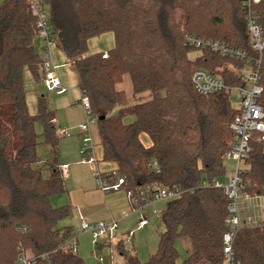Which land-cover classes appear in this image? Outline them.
<instances>
[{"label": "trees", "instance_id": "1", "mask_svg": "<svg viewBox=\"0 0 264 264\" xmlns=\"http://www.w3.org/2000/svg\"><path fill=\"white\" fill-rule=\"evenodd\" d=\"M185 1V3H182ZM187 1V2H186ZM54 41L73 69L77 87L89 100L96 119L101 159L116 168L106 173L123 177L120 190L136 196L140 187L157 184L179 194L160 212L163 226L157 249L146 261L120 250L126 264H223L221 236L227 199L221 190L200 187L203 179L224 175V154L237 113L232 93L194 92V69L220 76L228 84L239 77L230 68L242 66L206 50L183 44L176 20L184 11L183 31L224 42L250 55L252 51L240 0H45ZM205 7V8H204ZM201 8L202 12H201ZM110 32L113 45L87 53V40ZM183 32V33H184ZM190 50L199 55L190 59ZM42 60L36 44L35 20L26 0H0V264H13L19 248L36 257L34 264H83L66 246L72 236L58 223L70 213L66 205L52 207L50 197L64 191L55 161L58 137L55 111L45 96L36 100V113L27 109L24 74L42 83ZM127 74L134 96L128 102L115 85ZM264 111V53L261 65ZM117 112L113 114V110ZM126 115L133 121L123 123ZM41 125L42 143L49 149L48 175L36 167L34 123ZM146 133L145 147L140 134ZM243 164L246 191L264 197V141L255 134ZM186 238L190 251L177 262L175 241ZM235 264H264V226L239 229L232 244Z\"/></svg>", "mask_w": 264, "mask_h": 264}, {"label": "built area", "instance_id": "2", "mask_svg": "<svg viewBox=\"0 0 264 264\" xmlns=\"http://www.w3.org/2000/svg\"><path fill=\"white\" fill-rule=\"evenodd\" d=\"M240 1L250 47L255 55H250L240 48L218 40L186 32L182 34L185 46L206 50L242 64L240 68H236L231 64L228 67L239 77L240 82L235 85L228 84L220 76L202 69H194L190 76L192 88L199 95L229 91L239 97L237 113L228 124V128L232 132V140L224 154V159L235 162V171L228 179L223 181L220 178H213L211 180L203 179L199 182L200 187L210 186L221 190L227 199L224 221L227 229L221 236L224 256L223 264H235L232 244L234 236L239 229L264 226V197L260 194L246 191V184L242 177L243 169L239 168V164L248 158L251 151L250 142L253 136L260 134V139L264 141V111L259 103L263 91L260 82V71L264 53V0ZM26 4L35 20L36 44L40 50L42 69L44 70L42 83L49 92L61 93L63 89L60 87L59 80L55 75L56 66L52 62L51 46L54 36L47 5L45 0H26ZM244 66L248 67L247 72H243ZM79 104L87 115L85 122L78 126L82 133L79 151L84 155L89 150L90 154H85L82 161L90 164L94 169L95 158L89 134V125L96 123V119L90 113L89 100L86 96L80 95ZM55 134L58 138L67 137L70 135V131L57 129ZM262 152L264 153V147ZM60 172L62 176L66 175V165L60 167ZM95 182L102 192L107 193L120 190V185L123 184L124 180L123 177L116 174L106 173L102 175V173L95 170ZM125 193L131 210L136 211L139 215L138 227H142L147 221V204L155 199H173L179 194V191L176 188L147 184L139 188L136 196H131L129 192ZM152 213L156 214L157 212L153 210ZM117 227L118 224L115 219L108 222L97 221L89 223L80 217V230L89 233L93 240L104 235L111 236ZM66 246L72 253H77L75 236H71L67 240ZM35 260V256L19 248V254L13 264H34Z\"/></svg>", "mask_w": 264, "mask_h": 264}, {"label": "crops", "instance_id": "3", "mask_svg": "<svg viewBox=\"0 0 264 264\" xmlns=\"http://www.w3.org/2000/svg\"><path fill=\"white\" fill-rule=\"evenodd\" d=\"M52 62L56 66L55 75L57 76L60 87L63 91L61 93H55L49 92L45 88L48 93L46 95L47 103L48 106L55 111V129H67L70 131V135L58 138V143L55 149V161L59 168L66 165L67 172L65 176H62L64 191L51 196L49 200L50 205L52 207L66 205L70 208L69 215L60 220L62 223L60 228L68 227L71 235L75 236L77 241L76 254L79 257H86L85 250L86 247H88L91 249L92 256L98 264H114L115 250L116 254L121 257L126 264L120 250L128 251L137 257L134 250L130 251L126 249L125 246L129 243V240L132 239L134 235L133 231L145 228L147 223H145L142 227H138L139 215L136 211L131 210L125 191L117 190L104 193L97 187L95 182V170L100 173L109 172L116 168V164L100 159L102 151L99 145L100 140L96 123L89 125V134L93 144V155L95 158V168L93 169L90 164L82 161L85 154L89 155L90 152L87 150L83 155L79 151L82 141V133L78 129V126L85 122L87 115L83 107L79 104V99H74V96L72 97V95L65 94L67 92L66 82L64 81L62 74L57 72L59 65L54 63L53 58ZM66 64L73 71L67 60ZM43 73L44 70H42V76ZM125 77L129 79V82L122 84ZM30 88L32 93L31 95L35 98V100H37L39 96L43 95L40 93L43 92L41 87L31 86ZM76 89L78 91V95H81L77 87V79ZM115 89L123 92V89H127L130 92V102L138 101L139 97L140 99H145L147 97L146 93L139 96L133 95L131 80L127 74L122 76L121 81L115 85ZM126 116L127 118L123 119V123H130L133 121L134 117L132 115ZM139 138L144 145L147 138L143 134H140ZM39 143L44 145L42 141ZM44 146L47 148V158H49V149L46 145ZM97 149H99L100 156L96 155ZM124 213L126 214L123 215ZM80 217L89 223L97 221L108 222L115 219L118 227L111 236L104 235L93 240L89 233L80 230ZM107 250L109 251L108 258L104 257V252Z\"/></svg>", "mask_w": 264, "mask_h": 264}, {"label": "rangeland", "instance_id": "4", "mask_svg": "<svg viewBox=\"0 0 264 264\" xmlns=\"http://www.w3.org/2000/svg\"><path fill=\"white\" fill-rule=\"evenodd\" d=\"M182 3H185V1H182ZM204 8H201V12H202V9H204ZM185 11L186 10L184 8V11L181 10V11L177 12V15H176V20L180 25L182 34L184 32L182 28H183V24H184L185 17H186ZM112 45H113V35L110 32L103 33V34L96 36V37H91L87 40V53L86 54H92V53L99 52V51H106L107 49L112 47ZM51 53H52V58H53L54 63L59 65L57 72L62 74L64 81L66 82L67 92L65 94L72 95V97L74 96V99L75 98L80 99V95H78V91L76 89V75L66 64L65 55L57 47L56 41H53V43H52ZM199 53H200L199 50H190L188 52L187 56L190 59H194L195 57H197L199 55ZM229 66H230V64L225 65V67H229ZM247 71H248V67L244 66L243 72H247ZM28 78L29 77H28L27 73L25 72L24 81H25V86L28 89L27 109H28L29 113L35 114L37 111L36 100L31 95L32 93H31L30 87L31 86L41 87L43 92H40V93L46 97V100H47L46 95L48 93H47L43 83L32 82L31 79H28ZM126 82H129V79L127 77L124 78V81H122V84H124ZM123 90H124L125 95L127 96V101L130 102V100H129L130 92L127 89H123ZM238 102H239L238 95L233 93V95L231 97L232 107L237 108ZM116 112H117V109H114L112 113L115 114ZM126 118H127V116H125L123 119H126ZM123 119H122V121H123ZM34 128H35V132L37 134L36 140L38 142L42 141V138L40 136L41 125L38 121L34 123ZM141 134H143L147 138V141L144 144V146H148L150 144V138H149L148 134H146V133H141ZM36 153L39 157V162L36 164V167L41 168L42 175L44 177H46L48 172H47L46 168H44V165H45V161L47 160V157H48L47 148L44 145H42L41 143H39L37 145ZM96 155L100 156L99 149H97ZM223 166H224L225 171H224V175L220 178L222 181L228 179L233 174V172L235 171V162L232 160H229V159H224L223 160ZM239 168L240 169L245 168V166L242 162L239 164ZM167 201L168 200H165V199H155L151 203L146 205V211L148 213L147 221H146L147 225L145 226V228L133 231L134 235H133L132 239L129 240V243L126 244V246H125L126 249H128L130 251L134 250L140 261H146L148 256L150 254L154 253L157 249L158 237H159V234L163 230V226H162L161 221H160V211L164 208ZM153 210H155L157 213L152 214ZM61 226H62V223L60 221L58 223V227H61ZM174 246H175V249L177 251V262L184 260L190 251V245H189L188 240L186 238H179L175 241ZM85 252H86L85 253L86 257L80 256L83 264H98L92 256L91 249L86 247ZM104 253H105L104 257L108 258L109 251L107 250ZM114 264H125L124 261L122 260V258L116 254L115 250H114Z\"/></svg>", "mask_w": 264, "mask_h": 264}]
</instances>
